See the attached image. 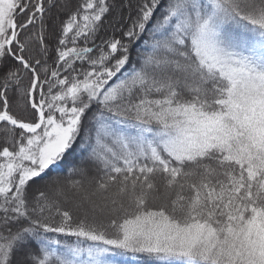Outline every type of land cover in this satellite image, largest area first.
<instances>
[{
    "label": "snow or ice",
    "instance_id": "obj_1",
    "mask_svg": "<svg viewBox=\"0 0 264 264\" xmlns=\"http://www.w3.org/2000/svg\"><path fill=\"white\" fill-rule=\"evenodd\" d=\"M0 132V264H264V0H0Z\"/></svg>",
    "mask_w": 264,
    "mask_h": 264
},
{
    "label": "trees",
    "instance_id": "obj_2",
    "mask_svg": "<svg viewBox=\"0 0 264 264\" xmlns=\"http://www.w3.org/2000/svg\"><path fill=\"white\" fill-rule=\"evenodd\" d=\"M116 36L117 37H119L120 36V33L119 32H117L116 33ZM69 46H71V45H69ZM34 55L36 54V53H33ZM135 56V50L133 51V57ZM13 111L16 113V114H18V115H22V113L18 110V109H16L15 107L13 108ZM3 139V133L2 132H0V140H2ZM68 159H71V154L68 156V157H66V160H68ZM75 162V161H74ZM67 207V206H66ZM61 238H63V237H61Z\"/></svg>",
    "mask_w": 264,
    "mask_h": 264
}]
</instances>
